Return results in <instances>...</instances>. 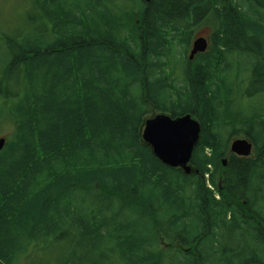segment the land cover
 Instances as JSON below:
<instances>
[{"label": "trees", "instance_id": "1", "mask_svg": "<svg viewBox=\"0 0 264 264\" xmlns=\"http://www.w3.org/2000/svg\"><path fill=\"white\" fill-rule=\"evenodd\" d=\"M118 1L23 0L0 30V264H264V108L239 101L264 93V0ZM159 112L201 123L189 174L141 138ZM234 132L253 152L223 165Z\"/></svg>", "mask_w": 264, "mask_h": 264}, {"label": "water", "instance_id": "2", "mask_svg": "<svg viewBox=\"0 0 264 264\" xmlns=\"http://www.w3.org/2000/svg\"><path fill=\"white\" fill-rule=\"evenodd\" d=\"M207 48L208 39L206 37L194 38L188 58L192 59L195 54L205 52ZM201 131L200 121L190 113L172 117L166 112H159L143 120L141 138L151 147L155 157L163 164L181 168L184 173L189 174L192 171L190 165L192 151ZM5 142V137H0V150ZM229 149L237 156L246 157L251 153L252 142L247 138H236L230 142ZM223 161L225 165L226 162Z\"/></svg>", "mask_w": 264, "mask_h": 264}, {"label": "rangeland", "instance_id": "3", "mask_svg": "<svg viewBox=\"0 0 264 264\" xmlns=\"http://www.w3.org/2000/svg\"><path fill=\"white\" fill-rule=\"evenodd\" d=\"M22 1L23 0H0V30L1 31L9 30L12 27L13 22H14V27L18 24V23L17 24L15 23L16 18H18V15L16 13L19 12V11H17L18 10L17 7ZM216 1L224 3V2H227L229 0H216ZM118 2H120L127 9L129 8V4H127L128 3L127 0H120ZM213 25H214V21L212 19L208 18V20L206 19L204 22H201L198 26L193 27V32H192V35L189 39L188 47L186 49V53H185L186 55L190 50V47H191L190 45H191L192 41L196 37L210 36V42H211V44H213L212 40H211V37L213 34ZM211 44H210V46H211ZM210 46H209V48H210ZM172 62H174V57H173V55H170V63L172 64ZM175 65H177V63H175ZM239 101H240V105L244 106V107H246L247 105H252L251 108L257 109L260 106L262 108H264V93L263 94L257 93L255 95H252L251 97H248L247 99L244 98L241 94V95H239ZM148 115L149 114H147V116ZM11 128H12V126L9 123H4L3 125H1L0 137L9 133ZM242 136H243L242 132H234L231 136L226 138V140H225L226 145H227L226 154L221 159V162H222V160L226 159L227 154L230 152V149H229L230 142L232 140H234L235 138H241ZM206 176H208V175L206 174L205 178H207Z\"/></svg>", "mask_w": 264, "mask_h": 264}, {"label": "bare ground", "instance_id": "4", "mask_svg": "<svg viewBox=\"0 0 264 264\" xmlns=\"http://www.w3.org/2000/svg\"><path fill=\"white\" fill-rule=\"evenodd\" d=\"M227 2H228V1H227ZM188 42H189V39H188ZM188 42H187V43H188ZM187 43H186V44H187ZM190 49H191V48H190ZM208 50H209V49H208ZM208 50H206V51H208ZM189 51H190V50H189ZM206 51H205V52H206ZM202 53H204V52H202ZM187 54H189V52H188ZM197 54H198V53H197ZM194 56H195V55H194ZM194 56H193V57H194ZM242 133H243V137H246L247 139L249 138L244 132H242ZM193 149H194V148H193ZM192 152H193V151H192ZM205 152H206V154L210 155L212 151H211V149L207 148V149L205 150ZM223 162H224V161L222 160V163H223ZM225 164H226V163H225Z\"/></svg>", "mask_w": 264, "mask_h": 264}, {"label": "flooded vegetation", "instance_id": "5", "mask_svg": "<svg viewBox=\"0 0 264 264\" xmlns=\"http://www.w3.org/2000/svg\"><path fill=\"white\" fill-rule=\"evenodd\" d=\"M205 37H207L208 38V40H210V36H205ZM210 42V41H209ZM192 44V43H191ZM210 44H211V42H210ZM191 46V45H190ZM191 48V47H190ZM196 55V54H195ZM243 137V136H242Z\"/></svg>", "mask_w": 264, "mask_h": 264}]
</instances>
